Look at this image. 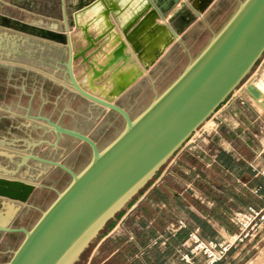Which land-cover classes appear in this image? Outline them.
Wrapping results in <instances>:
<instances>
[{
    "label": "crops",
    "instance_id": "crops-1",
    "mask_svg": "<svg viewBox=\"0 0 264 264\" xmlns=\"http://www.w3.org/2000/svg\"><path fill=\"white\" fill-rule=\"evenodd\" d=\"M157 1L163 6H171L174 0ZM181 1L195 7V0ZM199 1L204 4L201 15L184 30L182 40L197 22L203 20L207 6L216 0ZM150 4L154 5V1L0 0V166L16 171L7 175L0 171V175L13 179L20 177L21 150L22 155L28 150L37 154L33 149L37 141L43 142L50 151L39 155L64 159L70 166L65 160L63 145L66 140L79 142L91 150L87 143L69 135H61L54 145L53 132L51 138L37 140L35 130L39 114L100 142L98 128L109 126L110 122L104 120L109 112L116 111L62 86L64 76L59 71H63L62 62L68 56L65 22L69 25L73 51L87 45L85 30L95 38L107 33L112 42L104 47L105 54L100 52L94 56L98 67L99 63H106L118 47L115 37L123 36L122 29L135 22L134 18L145 12ZM175 5L168 10L167 19L175 11ZM156 23L164 24L166 20L159 17ZM167 37H172L169 27H165L152 44L142 41L141 51L152 54ZM179 43L176 39L170 44L148 72L117 96L112 95L113 92L133 77L144 63L135 53L132 52L126 65L121 63L112 73L110 68L95 79L82 58L73 62V71L87 90L111 97L128 110L127 95ZM124 52L130 54L128 48ZM78 101H84L86 105L78 104ZM210 120H213L211 127L206 129L204 124L200 127V135L192 134L165 163L155 180L131 201L117 222L94 244L84 264H190L180 256L184 250L182 243L190 230L198 228L205 238L228 237L238 231V224L232 218L234 211L264 203V175L261 173L264 170V107L255 100L250 102L243 94L231 93L206 124ZM21 146L25 148L21 149ZM53 151H63V154L57 157L51 154ZM29 161L33 165L44 164L35 159ZM18 205V201L0 196V223L6 214L14 211L9 225L28 228L25 221H21ZM27 209L30 210L29 205ZM177 218H183L187 226L178 235L170 237L165 227ZM17 233L0 231V247L6 236ZM262 240L256 238L232 248L224 260L215 264H248L254 259L250 249L257 248ZM17 246L7 251L12 255ZM201 263L200 257L194 259V264Z\"/></svg>",
    "mask_w": 264,
    "mask_h": 264
},
{
    "label": "water",
    "instance_id": "water-1",
    "mask_svg": "<svg viewBox=\"0 0 264 264\" xmlns=\"http://www.w3.org/2000/svg\"><path fill=\"white\" fill-rule=\"evenodd\" d=\"M153 1L154 5L150 4L145 12L134 18L135 22L122 29L123 36L115 37L118 38V47L109 60L99 63L98 67L94 56L105 52L104 47L112 42L106 36L107 33L95 38L85 30L87 45L79 51H73L69 25L65 22L68 56L62 62V86L116 111L123 117L125 124L115 138L101 148L88 134L64 127L41 114L37 115L36 120L40 124L37 128L53 132L56 137L54 145L61 135H69L87 143L92 155L80 171L31 150L20 157L19 169L30 159H35L48 166L61 168L71 176V180L30 228L9 225L14 211L5 215L0 223V231L22 232L24 236L10 258L0 264H73L105 223L148 183L216 111L264 53V0H242L198 55L133 117L113 98L99 96L83 87L74 74L73 62L82 58L95 79L110 68L112 73L121 63L126 65L131 60L132 52L135 53L144 62L142 67L112 95L124 92L148 72L176 39L183 43L181 34L201 15L202 8L174 0L176 9L167 19L168 10L173 4L163 6L157 0ZM159 17L166 23H156ZM182 17L187 19L182 20ZM165 27L171 29L172 37H167L152 54L141 51L142 41L152 44ZM143 34L146 36L142 37ZM127 48L129 55L124 52ZM248 89L256 96L261 95L253 85H249ZM2 155L9 158L7 153ZM0 171L5 175L16 173L1 166ZM5 175H0L7 182L6 186L0 187V196L18 201L17 209H20L40 183ZM22 189L25 196L21 194Z\"/></svg>",
    "mask_w": 264,
    "mask_h": 264
},
{
    "label": "rangeland",
    "instance_id": "rangeland-1",
    "mask_svg": "<svg viewBox=\"0 0 264 264\" xmlns=\"http://www.w3.org/2000/svg\"><path fill=\"white\" fill-rule=\"evenodd\" d=\"M241 1L242 0H216L210 6H207L205 17L189 30L185 38H183V43L176 44L173 48H171L161 62H159V64L150 72L149 76L139 81L127 95L125 103L129 107V113L133 117L143 110L156 95L160 94L181 73L184 67L198 55L214 34L218 32V30L236 10ZM59 72L62 76H64L63 71ZM59 72H57V74H60ZM253 83L259 84V88L261 86L260 89L264 90V53L232 93L243 94L248 97L250 102H252L254 99L251 94H249L248 86ZM78 104L86 105L84 101H78ZM104 121L110 122V125H101L98 128L99 133L97 134H99L100 142L97 144L101 148L106 146L113 138H115V136L123 129L125 124L124 119L116 112H109ZM212 123L213 120H210L207 124L205 121L201 126L205 124L206 129H208L211 127ZM37 125L40 126L38 123ZM200 127L193 132L194 135L198 136L202 133ZM35 131L37 140L51 138L53 134L52 132H45L44 130L38 128H36ZM63 147L66 148L65 160L72 166L65 163L64 159L63 161L62 159L59 160L73 168L75 171H80L91 158L92 151L87 146H83L79 142L66 140ZM20 148L23 149L25 147L21 146ZM33 149L37 152V154L50 153V151L45 148L43 142L41 143L37 141V144ZM22 152L23 150H21L20 157L22 156ZM62 152L63 151H53L51 154L58 157L60 154H63ZM163 166L158 170V172L163 168ZM158 172L129 201H127L112 218L105 223L88 246L82 251L78 260H76L73 264H84V260L91 252V249L97 240L103 237L109 231V228L117 222L119 216H121V214L126 210L131 201L135 199V197L149 183L155 180ZM19 176L20 178L40 183L35 187L30 199L27 200L26 203L21 204V221H25L28 228H30L41 215V212L45 210L56 198L58 192L62 191L67 186L71 180V176L59 167L39 163L33 165L30 161L26 165L20 167ZM28 205L30 210L27 209ZM15 222L17 223L18 220H15ZM12 235L6 236L0 247V249L3 250V252L0 253V262H5L10 258L11 252L7 250L15 248L24 236L22 232H18L17 234H14V236ZM262 238L263 240L257 248L250 249V256H252V258L257 257L261 248L264 246V236Z\"/></svg>",
    "mask_w": 264,
    "mask_h": 264
},
{
    "label": "built area",
    "instance_id": "built-area-1",
    "mask_svg": "<svg viewBox=\"0 0 264 264\" xmlns=\"http://www.w3.org/2000/svg\"><path fill=\"white\" fill-rule=\"evenodd\" d=\"M261 173L264 175V170ZM232 218L238 224V231L228 237L205 238L198 228L190 230L182 243L184 250L180 252L181 259L194 264V259L200 257L201 264H214L224 260L232 248L264 236V203L236 210ZM186 226L183 218H177L166 225L165 232L176 235Z\"/></svg>",
    "mask_w": 264,
    "mask_h": 264
},
{
    "label": "bare ground",
    "instance_id": "bare-ground-1",
    "mask_svg": "<svg viewBox=\"0 0 264 264\" xmlns=\"http://www.w3.org/2000/svg\"><path fill=\"white\" fill-rule=\"evenodd\" d=\"M207 2V0H205ZM195 7L197 8H203L204 4H201V2L199 0H195L194 1ZM257 90H259L261 92L260 96H256L251 90L248 89L249 94H251V96L253 97V99L261 106L264 107V90H261L259 88V86L255 85L254 83L252 84ZM7 185V182L4 178H0V187H4ZM21 194L22 195H26L24 189L21 190ZM264 260V248L261 249L259 255L250 260V262H248V264H262Z\"/></svg>",
    "mask_w": 264,
    "mask_h": 264
},
{
    "label": "trees",
    "instance_id": "trees-1",
    "mask_svg": "<svg viewBox=\"0 0 264 264\" xmlns=\"http://www.w3.org/2000/svg\"><path fill=\"white\" fill-rule=\"evenodd\" d=\"M183 229H184V228H183ZM180 231H181V230H180ZM180 231H179V232H180ZM179 232H178V233H179ZM178 233H177L176 235H178ZM167 235H168V234H167ZM176 235H168V236L172 237V236H176ZM186 236H187V235H186ZM221 261H222V260H221ZM218 262H220V261H218ZM214 264H215V263H214Z\"/></svg>",
    "mask_w": 264,
    "mask_h": 264
},
{
    "label": "flooded vegetation",
    "instance_id": "flooded-vegetation-1",
    "mask_svg": "<svg viewBox=\"0 0 264 264\" xmlns=\"http://www.w3.org/2000/svg\"><path fill=\"white\" fill-rule=\"evenodd\" d=\"M39 155V154H38ZM41 156H43V155H41Z\"/></svg>",
    "mask_w": 264,
    "mask_h": 264
}]
</instances>
